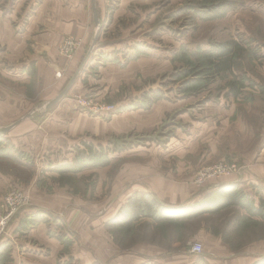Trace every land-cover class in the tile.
Wrapping results in <instances>:
<instances>
[{
    "label": "rangeland",
    "instance_id": "1",
    "mask_svg": "<svg viewBox=\"0 0 264 264\" xmlns=\"http://www.w3.org/2000/svg\"><path fill=\"white\" fill-rule=\"evenodd\" d=\"M96 2L100 22L103 21L97 27V31L100 28V37L96 46H99L100 53L96 52L90 63V59L88 60L84 71L61 103L65 100L72 101L77 110L110 120L118 115L117 108L135 104L143 99L145 92L159 90L165 98L151 108L153 111L142 110V113L132 115L133 119L148 120L149 124L152 122V128L137 129L102 140L85 136L74 146L72 160L78 154L79 146L84 149L83 142L93 143L94 147L103 148L100 158H110L112 166L108 175L111 179H115L121 171H128L133 176L143 174L139 167H131L141 165L142 170L145 166L148 170V181L150 178H157L163 179L167 184L181 186L182 204L170 205L181 206L197 201L225 185L223 182L227 180L233 182L230 184L237 181L239 190L255 206L264 208V0ZM83 3L91 16L93 0H83ZM221 3L230 5V12L224 18L207 22L200 20L195 13L196 9L205 10ZM81 4L82 0H0V14L6 17L14 12L15 32L19 33L34 11L40 7L58 11L74 10L79 9ZM102 13H106L108 18L105 14L102 20ZM95 36H91L80 63L69 76L62 91L68 86L87 54L92 52ZM67 41H73L76 49L70 56L65 57L60 52ZM230 41H236L240 49L235 58L234 73L222 79L206 70L207 56H210L208 50L215 44ZM83 44L82 39L67 36L58 47V54L71 61L82 50ZM27 52H30V47ZM21 56L19 61H15V71L12 72L15 77V122L21 118H39L41 121L44 115H48V100L36 95L35 79L29 78L32 77L30 71L34 73V65L28 56ZM135 56L139 58L134 60ZM139 59L143 60L140 65L139 62L132 63ZM130 63L132 64L127 69ZM107 66L108 69H105ZM112 66L115 68L112 69ZM9 69L11 73L12 67ZM185 72L191 73L187 80L199 82L187 91L181 89L185 87L184 79L181 78V74L185 75ZM84 74L87 77L83 79ZM58 76L61 77V73L56 74ZM28 79H31L30 82ZM233 81L245 85L239 98L229 94V84ZM89 97L98 99L97 103L100 105L114 107L113 111L106 114L89 113L78 102L79 99L87 100ZM127 110L119 114L140 111L130 108ZM0 138L6 139L4 136ZM47 138L50 140L51 137ZM52 138L50 152L56 156L49 165L67 164L66 146L62 144L61 138ZM21 147L18 144L13 146L10 140H6L0 142V153L5 157L16 154L22 157L26 151ZM34 150L41 151L36 146L30 151ZM221 164L228 168L227 174L201 176L204 169ZM83 178L87 185H80L81 198L73 201L71 210L76 208L84 213L85 218L94 221L106 212V204L103 207L93 205L102 195L93 197L94 177L90 173H86ZM53 182L59 183L58 179ZM111 194L114 196V192L111 193L109 189L106 199ZM154 198L159 201L157 197ZM28 204L30 205V201ZM48 226L49 234L51 229L55 230V225ZM144 226L147 227L146 234L144 227H134L127 233H122L117 228L116 239L119 241L125 235L129 239L134 236V240H138L144 234L147 235L148 240L163 245V251L158 257L161 261L158 264H176L184 256H190L191 264H226L227 256H211L215 247V242L210 241L212 235H218L236 258L264 257L261 255L264 249L257 246L264 245V219H247L245 213L242 215L241 209L193 221L158 224L154 231H151L153 227L150 224ZM81 234L83 248L79 250L85 253L83 263L90 264L86 261L91 252L90 230L84 229ZM49 236L51 237L50 234ZM155 236H160L161 240H154ZM71 238L73 243L65 247V255H61L58 264H83L78 260V257L81 260L80 255L72 256L77 237ZM134 240L130 239V242ZM194 243L202 245L201 254L192 253ZM251 245L257 246L261 254L248 250ZM207 257H210L212 263Z\"/></svg>",
    "mask_w": 264,
    "mask_h": 264
},
{
    "label": "crops",
    "instance_id": "2",
    "mask_svg": "<svg viewBox=\"0 0 264 264\" xmlns=\"http://www.w3.org/2000/svg\"><path fill=\"white\" fill-rule=\"evenodd\" d=\"M87 12L89 11L85 10L83 0L79 9L74 10L63 9L58 11L40 7L34 11L19 33L15 32L14 27L15 13L13 12L6 17L0 14V128L15 124V77L12 72L15 71V66L13 68L15 61L20 60L21 55L28 56L34 65V74L29 78L35 79L37 96L47 98L49 104L63 92L62 89L67 84V80L74 72L75 67L80 63L91 36H95L97 31L98 26L95 23L93 12L91 11V16ZM105 14L102 13V20ZM67 36L78 37L84 43L82 50L71 61L60 57L58 54V47ZM29 47L30 52H27ZM15 57L17 58L15 59ZM142 61L139 59L132 63L139 62L140 65ZM132 63L128 65L127 69ZM10 67H12L11 73H9ZM114 68L112 66V69ZM105 69H108V66ZM58 73H61V77H59L60 75L56 77ZM85 77L87 76L84 74L83 79ZM31 79H28V82ZM77 88L78 85H76ZM63 102L60 101L58 106L48 111V115H44L41 121L38 120L39 118H21V123L13 126L12 130L4 135L5 140L0 138V142L10 140L13 146L18 144L26 151L25 156L22 157L17 154L13 156L14 158L0 155V204L5 193L11 188L24 191L30 200V205L14 217L2 238L0 264H58L57 261L61 255H65L63 253L65 246L59 240L49 236L47 224H41L27 232L20 231L21 222L36 209L46 210L64 217L67 228L77 235L75 252H73L74 255H71L73 257L80 255L81 260L78 257L80 263L84 262L82 258L85 254L79 250V248H83L81 232L88 229L92 242L90 258L86 260L88 263L158 264L161 261L158 257L163 251V245L148 240L147 235H145L147 227L144 226L150 224L153 227L151 231H154L157 223L149 218H142L137 221L134 227L136 229L144 227L146 231L144 237L138 240H134V236L130 237L134 240L132 243L129 237L125 235L117 241V226H108V223L117 216L122 206L135 193H151L161 202L182 204L180 201L181 186L178 184L170 185L163 182V179L157 178H150L149 181L151 182H149L148 170L146 166L142 170L141 165H131V167H139L140 172H144L143 174L139 173L133 176L128 171H121L115 179H111L108 175L112 164L106 168L87 170L79 174L78 178L90 173L94 177L92 181L94 184L93 197L102 195L99 201H97L98 198H95L97 202H94L93 205L98 204V207H103L106 204V212L103 216L93 221L85 218L84 213L78 209L71 210L73 201L76 202L78 198H81V193L75 192L69 185L54 183L53 180L59 178V174L52 171L57 165H49L56 156L50 152L53 145L52 137L61 138L62 144L67 148L65 162L70 163L74 156L72 154L74 146L78 140L85 136L102 140V138L114 135H125L137 129L147 130L153 127V123L150 122L149 124L148 120L139 118L133 119L132 115L142 113V110L124 112L114 115L110 120H105L100 116L94 117L77 110L72 101L66 102L65 100ZM144 112L146 113V111ZM142 121L145 122L142 123ZM48 136L51 137L50 140H48ZM35 146L41 151L34 150L31 152L30 150ZM128 173L129 176H126ZM230 183L233 182L227 180L223 182L225 185ZM235 183L238 182L235 181ZM109 189L111 193L114 192V196L111 194V197L108 196L106 199V193ZM233 209L240 208L231 207L219 214L204 215L188 221L217 216ZM244 213L245 211L242 210V215ZM86 215L88 216V214ZM252 220H256V218ZM154 240L160 241V236H155ZM210 241L215 242L211 256H227L226 264H253L260 259L259 256L236 258L230 247L225 246L218 235H212ZM257 246H261L262 250L264 249V245L259 244ZM257 246L251 245L248 250H251L252 253L258 252V255L262 253L261 255L264 256V252L258 250ZM209 258L207 257V260L212 263ZM166 264L173 263L166 262ZM176 264H191L190 256H184ZM212 264L217 263L213 262Z\"/></svg>",
    "mask_w": 264,
    "mask_h": 264
},
{
    "label": "trees",
    "instance_id": "3",
    "mask_svg": "<svg viewBox=\"0 0 264 264\" xmlns=\"http://www.w3.org/2000/svg\"><path fill=\"white\" fill-rule=\"evenodd\" d=\"M229 12L230 5L221 3L207 7L205 10L196 9L195 13L200 20L208 22L224 18ZM101 24H103V21ZM98 47L97 45L93 50L88 63L91 62L96 52L100 53ZM239 49L240 45L236 41L213 45L208 50L210 56H207L208 69L206 70H209L210 73L215 76H220L222 79L225 78L226 75L233 74L236 66L235 58ZM138 58L137 56L133 57L134 60ZM30 73L33 76L34 73L32 70ZM190 74V72H185V75L181 74L185 86L181 88L183 91L192 89V85L199 83L198 80H187L190 78ZM229 88V94L234 98H239L245 85L242 82L233 81L229 84ZM164 98V94L161 91L151 90L143 94V99L128 107H119L116 112L119 114L127 110V108L133 111L150 110L156 103L164 100ZM82 144L85 146L84 149L79 146L77 149V152H79L72 162L56 166L52 170L59 174L58 182L61 185H69L75 192H80L79 187L81 184L87 185L83 177L78 178L79 174L91 169L106 168L110 165V158H100L103 150L102 147H94L93 143L88 142H83ZM96 160H98V162ZM92 185L94 186L93 182ZM231 207H238L245 211L247 219H264V208L255 206L252 201L239 190V185L234 183L222 185L214 191L207 193L203 198L181 206L157 201L150 193H135L130 197L128 202L122 206L117 216L108 223V226H117L122 232L127 233L132 230L135 223L142 218H149L157 224L164 225V223H178L204 215L219 214ZM41 224H54L55 230L51 229L49 234L51 237L59 240L65 247L73 243L71 236L77 237L75 232L67 228L64 217L42 209H36L33 213L25 217L21 222L20 231L27 232ZM1 242L0 247H2ZM253 264H264V257Z\"/></svg>",
    "mask_w": 264,
    "mask_h": 264
},
{
    "label": "built area",
    "instance_id": "4",
    "mask_svg": "<svg viewBox=\"0 0 264 264\" xmlns=\"http://www.w3.org/2000/svg\"><path fill=\"white\" fill-rule=\"evenodd\" d=\"M76 49V44L73 41H67L61 48L60 54L67 57L70 56ZM92 48L91 51H93ZM78 102L85 107L91 114H106L113 111L114 107L100 105L98 99L89 97L87 100L79 99ZM229 172L228 168L221 164L220 166H214L212 168L204 169L201 176H221ZM29 197L24 191L18 188L9 189L2 203L0 204V242L5 235L8 226L14 219V217L29 204ZM203 251L200 243H194L192 245V253L201 254Z\"/></svg>",
    "mask_w": 264,
    "mask_h": 264
},
{
    "label": "water",
    "instance_id": "5",
    "mask_svg": "<svg viewBox=\"0 0 264 264\" xmlns=\"http://www.w3.org/2000/svg\"><path fill=\"white\" fill-rule=\"evenodd\" d=\"M96 0H93V14H94V20L95 23L97 24L98 27H100V20H99V15H98V10H97V4H96ZM100 28L97 31V34L95 36L94 42H93V47L95 48L98 40H99V32ZM92 55V52H89L87 54V56L85 57V59L83 60V62L81 63L80 67L78 68L77 72L75 73V75L73 76L72 80L70 81V83L68 84V86L64 89V91L59 94V96H57L54 100H52L49 104H47L46 106V110L47 112L51 110V108H53L56 104H58L64 97L65 95L68 94V92L71 90V88L73 87V85L75 84V82L77 81L79 75L83 72L88 60L90 59ZM22 120H18L17 122H15V124L13 126H17L18 124L21 123ZM13 126L10 127H6V128H0V136H4L5 134H7L9 131L12 130Z\"/></svg>",
    "mask_w": 264,
    "mask_h": 264
},
{
    "label": "bare ground",
    "instance_id": "6",
    "mask_svg": "<svg viewBox=\"0 0 264 264\" xmlns=\"http://www.w3.org/2000/svg\"><path fill=\"white\" fill-rule=\"evenodd\" d=\"M99 15V14H98ZM99 20H100V18H99ZM93 52V51H92ZM46 112H47V110H46ZM10 127V126H9Z\"/></svg>",
    "mask_w": 264,
    "mask_h": 264
}]
</instances>
